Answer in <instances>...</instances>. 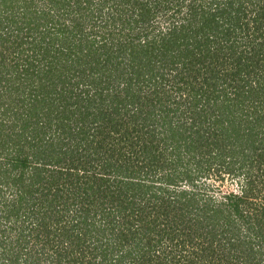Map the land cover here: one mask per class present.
<instances>
[{"label":"trees","instance_id":"1","mask_svg":"<svg viewBox=\"0 0 264 264\" xmlns=\"http://www.w3.org/2000/svg\"><path fill=\"white\" fill-rule=\"evenodd\" d=\"M12 1L54 56L0 89V264H264V0Z\"/></svg>","mask_w":264,"mask_h":264},{"label":"rangeland","instance_id":"2","mask_svg":"<svg viewBox=\"0 0 264 264\" xmlns=\"http://www.w3.org/2000/svg\"><path fill=\"white\" fill-rule=\"evenodd\" d=\"M105 1V2H103ZM99 3V0H97ZM101 5H93V11H95V14H92L93 16L90 17V21L88 22L89 25H103L105 24V27L101 32L104 33V31H110L114 27H117L115 25H119L121 22L120 18H126V14H129L132 9L131 3L123 1L122 0H100ZM6 3L9 7H7V10H3V12L6 14V16L10 17V22H5L2 20L3 17L0 16V80H4L0 83V89L4 90V84L6 80H9L11 78L15 79L20 73L21 69L26 70L28 67L27 64L30 63L28 59L25 58L27 55H32L31 59L35 57L37 61L39 59L45 58L46 56L52 58L53 52L50 51L48 53L49 48H39V36L36 34V32H33L31 35V39L29 40L26 38L22 31V26H27L29 22L26 20H19V15L16 11H18L15 7L14 2H10V0H6ZM99 6V7H98ZM104 8V9H103ZM108 17V15H110ZM28 17H30V14H27ZM123 15V17H122ZM7 17V18H8ZM165 17V16H164ZM164 17L159 16V22L163 24ZM116 18V19H115ZM118 21L117 22H114ZM35 19H31V26L35 27ZM114 24V25H113ZM42 27H39V30H41ZM31 40H34L35 44H30L29 42ZM38 45V46H37ZM38 48V51H37ZM20 58H23L24 64L21 62L22 60ZM30 59V60H31ZM53 59V58H52ZM29 61V62H28ZM36 61V63H37ZM59 61V60H58ZM16 63L21 64L18 67H15ZM31 68V67H29ZM24 76V74H21ZM24 81L29 80L28 75L25 73ZM13 83V82H9ZM27 84L29 85L30 82L27 81ZM38 92V91H37ZM197 160V158H195ZM206 159V158H203ZM185 162L191 161L190 165L188 166L190 169V173L192 175H197L196 170V163H193V160L187 159L185 157ZM187 160V161H186ZM189 161V162H190ZM206 174V173H205ZM223 178L222 183L217 180L216 176L213 174V172H210L209 175L205 176L202 181L205 180V182H208L209 184H214L215 186H218V190L221 192H227L229 191H236L238 187V178L235 177H229L228 175H221ZM203 178V177H202ZM184 186V185H183ZM187 187V186H186ZM220 192H218L217 195H219Z\"/></svg>","mask_w":264,"mask_h":264}]
</instances>
